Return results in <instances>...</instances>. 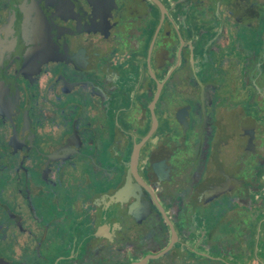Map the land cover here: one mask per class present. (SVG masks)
Wrapping results in <instances>:
<instances>
[{
    "label": "flooded vegetation",
    "instance_id": "af4514ba",
    "mask_svg": "<svg viewBox=\"0 0 264 264\" xmlns=\"http://www.w3.org/2000/svg\"><path fill=\"white\" fill-rule=\"evenodd\" d=\"M0 264H264V0H0Z\"/></svg>",
    "mask_w": 264,
    "mask_h": 264
},
{
    "label": "water",
    "instance_id": "95a60500",
    "mask_svg": "<svg viewBox=\"0 0 264 264\" xmlns=\"http://www.w3.org/2000/svg\"><path fill=\"white\" fill-rule=\"evenodd\" d=\"M145 260H147V259H145ZM145 260H143L142 262H144Z\"/></svg>",
    "mask_w": 264,
    "mask_h": 264
}]
</instances>
